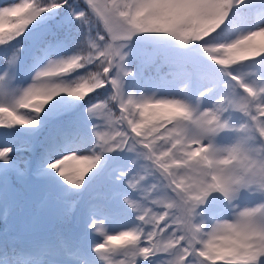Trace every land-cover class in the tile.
<instances>
[{"label": "snow or ice", "instance_id": "obj_1", "mask_svg": "<svg viewBox=\"0 0 264 264\" xmlns=\"http://www.w3.org/2000/svg\"><path fill=\"white\" fill-rule=\"evenodd\" d=\"M12 41L0 264H264V197L241 202L230 235L191 229L196 212L212 227L238 211L218 195L221 155L264 179V71L244 70L264 65V0H17L0 5V45ZM146 62L167 71L145 78ZM34 184L38 199L21 195Z\"/></svg>", "mask_w": 264, "mask_h": 264}, {"label": "clouds", "instance_id": "obj_2", "mask_svg": "<svg viewBox=\"0 0 264 264\" xmlns=\"http://www.w3.org/2000/svg\"><path fill=\"white\" fill-rule=\"evenodd\" d=\"M220 159L227 161V163L222 164L221 166L224 169L225 174L231 178V183L228 185L227 194L224 193L223 184L221 183L218 195L222 197L233 210L238 211H235L232 214L231 219H220L215 221L212 227H208L206 212L200 211L194 213L191 220V229L201 241H207L210 239L209 233L213 232L220 236L230 235L232 232L231 226L243 225L245 223V218L241 213L248 211L249 206L245 205L241 207V202L254 196L264 197V179L254 178L251 166L244 167L226 155H221ZM261 159H264V156H262ZM213 179H217L215 170H213L211 176L208 177L209 182ZM211 196L212 194L210 193L209 198H211ZM208 202V199H203L198 206H206ZM260 205H264V200L260 201ZM256 219L261 225H264V215H261ZM214 243L222 244L223 241L216 240ZM195 264H200L199 259L196 260Z\"/></svg>", "mask_w": 264, "mask_h": 264}, {"label": "rangeland", "instance_id": "obj_3", "mask_svg": "<svg viewBox=\"0 0 264 264\" xmlns=\"http://www.w3.org/2000/svg\"><path fill=\"white\" fill-rule=\"evenodd\" d=\"M14 2H17V0H5V1L0 2V5H9V4H12ZM24 40H27V39H24ZM18 43L19 42H17V41H12V45L11 46H3V45L0 46V65L3 64L2 57L6 53V51L10 52L12 48H14V47L19 45ZM29 43H30V41H29ZM23 47H24L25 59H27L28 55H29L27 50L29 49V47H28V45L23 46ZM244 70L245 71H256V70L264 71V65H261V64H249ZM22 71H23V69H22ZM80 71H82V70H80ZM75 74H76L75 71H73L70 75L75 76ZM144 83H145V88H146V90L149 93H151L152 91L156 90V88H155L156 82L154 80H146ZM175 91H176V89H175L174 86H171V85H168V86L160 85V95H170V94H173ZM189 91L194 96L195 93L198 91V85L196 83L191 84ZM90 95H94V93H92ZM34 186H35L36 190H32L33 194H31L29 197H31L33 199H38L39 196H40L41 189H40L39 185L34 184ZM101 187H102L101 189L106 193V191H107L106 186L101 185ZM27 194L28 193H27V191L25 189H23V192L21 190V195L22 196L27 197L26 196ZM79 211H80V208L78 207L77 213H79Z\"/></svg>", "mask_w": 264, "mask_h": 264}, {"label": "trees", "instance_id": "obj_4", "mask_svg": "<svg viewBox=\"0 0 264 264\" xmlns=\"http://www.w3.org/2000/svg\"><path fill=\"white\" fill-rule=\"evenodd\" d=\"M5 1V0H0V2ZM83 2V0H81V3ZM7 30V29H6ZM28 41V42H27ZM30 41V43H29ZM21 42H19L18 44H20ZM23 46L28 45L30 48L27 50L28 54L30 53L31 47H32V42L31 40H23L22 41ZM1 46V45H0ZM165 67L161 64H159L158 62H146L143 66V73L145 77H156L158 75V73H160L162 70H164ZM23 111H30V110H23ZM168 127H171V125H168ZM162 130V129H161ZM100 187V186H99ZM98 187V188H99ZM97 193L99 194H103L100 190L96 189Z\"/></svg>", "mask_w": 264, "mask_h": 264}, {"label": "bare ground", "instance_id": "obj_5", "mask_svg": "<svg viewBox=\"0 0 264 264\" xmlns=\"http://www.w3.org/2000/svg\"><path fill=\"white\" fill-rule=\"evenodd\" d=\"M257 39H262V38H257Z\"/></svg>", "mask_w": 264, "mask_h": 264}]
</instances>
